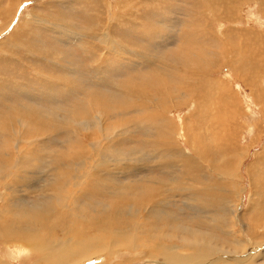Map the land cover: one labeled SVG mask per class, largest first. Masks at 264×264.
Instances as JSON below:
<instances>
[{"label": "bare ground", "instance_id": "6f19581e", "mask_svg": "<svg viewBox=\"0 0 264 264\" xmlns=\"http://www.w3.org/2000/svg\"><path fill=\"white\" fill-rule=\"evenodd\" d=\"M2 1L0 0V18L4 19L6 14L13 10L14 5H11V0H9V5L4 6V1ZM93 1L96 0H91V2ZM202 1L206 2L207 0ZM208 1L211 2V0ZM139 4L141 7H145L149 6L150 2L144 0ZM135 5L138 6L137 2ZM207 5L209 4L207 3ZM150 16L155 18L156 13ZM161 20L158 19L153 24L159 25ZM33 24L37 25L34 22ZM36 28L34 31L38 30V27ZM97 28L98 25L95 29ZM166 31V39L156 35L140 34L143 36V40L146 39L149 51L152 47L150 52L155 55L151 59L149 51L145 50V53L137 50L132 51L139 56L137 58L143 57L142 62H132V68L138 70L137 78L126 85H120L117 88L118 95L116 97L93 96L88 103L90 104L89 109L86 107V102L84 103V100L80 99L68 107L71 113L62 114V117L56 113L53 114L54 112L37 111L38 109L15 111L14 115L7 117L8 120L0 130L11 135L14 142L11 140V142L0 143V250L2 247L4 252L9 249L12 252L13 248L14 255L11 254L12 256H15L19 249L22 252L26 251L21 259V264L29 260L36 262L38 260L36 254L47 250H49L47 264H79L87 259H99L100 264H130L135 261H143L145 264L148 262L149 264H256L257 260L263 256L261 252L264 254V248H262L264 239L255 242L258 235H253V233L256 229L264 226V166H260L259 160L264 157V150L255 154L254 161L246 168L249 186L253 190L254 196L253 207H250L249 212L251 215L249 217L250 226L245 230L246 233L251 234L253 239H246L250 247H244L240 241L223 240V237L222 239L221 236L217 237L216 232L214 234L210 228L211 225L222 226V222L232 215L229 207L223 209L226 206L222 203L223 200L227 201L229 206L234 202V199L239 198L235 173L240 162V154L237 153L240 146L236 143L239 140L237 138L241 119L246 115V111L251 110H246L243 107L244 104L242 105L240 98L238 99L230 90L226 81L210 80V78L223 68H228L230 74L241 75L243 83L251 85L257 80L256 76L258 77L263 68L257 66V62L253 63V61L244 64L248 68L239 63L230 64L224 45L223 54H218L219 56L198 52L196 54V51L191 47H186L189 54L181 56L182 52H171L170 48L174 46L175 41L169 42L168 39L172 38V31L170 29ZM67 32L64 33L68 34L69 32ZM98 32L101 33V31ZM159 32L149 29L150 34ZM31 34V30L27 29L26 25L17 30L16 39L30 40ZM140 35L136 34L137 37ZM66 36L68 37V35ZM55 38L58 37L55 36ZM161 40L165 42V45ZM69 44L66 45L69 46ZM27 52L30 53L31 58L45 56V53L35 45H31V49ZM193 53L194 55H192ZM165 55L169 56L167 60L164 58ZM61 57L65 58L66 55L62 54ZM0 60L5 61L4 58ZM43 60L48 63L45 58ZM37 64L36 59L34 65L30 64L33 65L34 73L37 72ZM114 68L113 66V70ZM251 70H256L257 73L255 71L253 73ZM75 71L66 69L69 76H73ZM0 73L2 74V72ZM117 74L116 76H118ZM119 77L122 76L119 74ZM200 77L209 80L200 81ZM46 80L57 92L63 89L64 95L73 94L68 89L64 91L63 86L58 85L49 77H46ZM204 82H207V86L212 92L211 99L209 98L208 101L202 96L204 86L201 85ZM65 86L71 88V81L69 80ZM261 95L262 91L252 94L254 102L258 106L260 105V111H263L264 99H261ZM125 98H129L131 101L125 100ZM136 99L138 103L134 101ZM185 107L192 111L185 117L192 119L191 125L186 124L184 117L180 119L181 116L168 118L167 115ZM137 129L144 131L142 146L132 147L130 150L142 151L141 155L127 152V148L122 145L117 146L123 141L128 144L134 143L133 138L136 137ZM63 132H66V135L69 133L74 136L63 143H58L59 134ZM178 141L186 146L187 151L182 150L181 146L177 148ZM145 153L156 156L161 154L160 157H157L158 163L163 166H174L175 176L172 182L180 183V185L184 180L183 175L187 171L193 170L192 176L186 180L199 187L194 188L193 192L185 193L178 189L180 187L177 186V188L175 183L168 184L152 177L133 180L127 184H122L121 180L115 178L119 173L126 174L129 169L145 165L146 161H142V156ZM113 158L122 161L128 160L129 163L113 165L109 161ZM241 164L243 163L239 165ZM40 166L49 167L45 186L38 190L39 196L34 202H23L25 199L18 194L19 186L23 181L25 182V179L34 178L30 177L33 176L30 171L36 170ZM256 167L258 172L255 171ZM197 172L199 173L198 177H202V181H200L201 178H196ZM27 173L31 175L29 176ZM34 189L30 188L29 193L34 192ZM166 191L169 194L183 195L185 198L194 197L196 201L202 202V207L199 209L206 210L204 220L192 222L194 225H199L200 228L185 224L181 218L176 217L177 215L165 210L166 207L164 208L163 205L169 198ZM200 203L198 204L200 205ZM236 221L234 225L241 228V219H236ZM57 231H60V235L70 236L71 240L61 244L55 243ZM240 233L242 234L243 231L241 230ZM229 234L225 233L224 235ZM44 237L49 242H46ZM163 238L166 240L165 242L162 241ZM176 240L182 243H175ZM10 241L23 245L24 249L18 246H6ZM181 252L186 254L182 255ZM19 257L21 256L19 255ZM226 258L234 260L231 263H225ZM116 259L119 262H114ZM0 264L7 263L0 259Z\"/></svg>", "mask_w": 264, "mask_h": 264}, {"label": "rangeland", "instance_id": "374dc122", "mask_svg": "<svg viewBox=\"0 0 264 264\" xmlns=\"http://www.w3.org/2000/svg\"><path fill=\"white\" fill-rule=\"evenodd\" d=\"M3 1L2 2L4 6L6 4H7L6 6L9 5V0H3ZM96 1L91 2V0H11V5H14L13 10L10 13H7L4 19L0 18L2 20V21L0 20V31H1L0 41L2 40L0 42V49L2 48L0 50V59L4 58V60L7 61L5 62L3 60H0V66H1L0 72H2V74L0 73V82H1L0 83V92H1L0 94V128L4 127L5 121H7L11 115H14L13 113L15 111L22 112L28 109H33V110L38 109L37 111H41V112L47 111V113L48 111L50 113L54 112L53 114L56 113V115H61L62 117V114L71 113L68 107L73 105L74 103H77L78 100L80 99L84 100L83 101L84 103L86 102L85 103L87 105L86 107H88L89 109L90 104L88 103L91 101V98L93 96L97 97L100 95H105V96H110V97H116L118 95L117 88L120 85H126L127 83L132 82L134 81L135 78H137L136 72L138 70H134L132 68L133 66L132 62L133 61L142 62L143 57L137 58L138 55L136 53H133L132 51L137 50V51H142L143 53H145V50L149 51V48L147 46L148 43L146 39L143 40V36L140 34H144L147 36L156 35V36L162 37L163 39H166L167 37L166 30L170 29V31H172V38L170 37L168 40L169 42L175 41V44H176V46L174 44V46L171 47L170 50L171 52H175V53L182 52L180 54L181 56H186L185 54H189L187 52L186 47H189V48L191 47L192 49H194L196 51V54L198 52V53H205V54H210V55L214 54L215 56H219L223 54L222 48L224 45V47L226 48L225 51L227 52V60L230 64L235 65V63L236 64L239 63L240 65L243 66L247 62L253 61V63L257 62V66L262 67L263 71L261 70L258 77L255 75L257 80L254 81V83L251 85H245L243 83V77L241 75L230 74L228 71V68H223L222 70L218 71L210 78V80L220 79V80L226 81L229 85L230 90L236 95L238 99L240 98L242 105L244 104L243 107L246 110L251 109L250 111H246L247 113L243 117V119H241V122L239 119H237V121L240 122L241 124V126L239 125L240 129L238 131V138H237V140L238 139L239 140L236 143L238 146H240L237 153L240 154L239 164L243 163L241 165L238 164L237 171L235 173L236 178H237L238 188H239L238 189L239 198H237L236 200L234 199L233 200L234 202L229 204V206L227 205V201L223 200L224 202L222 203L226 205L223 209L229 207L232 212V215L228 217L226 221L222 222V226L217 227L215 225H211L210 228L214 231V234L216 232L215 235L217 237L221 236V239L223 237V240L240 241L244 247H250L246 239H249V240H253V239L250 236L251 234L249 232L246 233L245 230L247 229V227L250 226L249 217L251 215L249 212H250V207H253L252 204H253L254 196L252 192L253 190L250 189V186H249V177L247 175L246 168L248 165L252 164V162L254 161L253 156L257 153H260L262 150H264V105L262 107L263 111H260V108H259L260 105L258 106V104L254 102V99L252 96L253 93L262 91L261 99H264V0H211V2L207 0L206 2L209 5H207V3L202 0H148L150 4L149 6H145V7H141L139 4V3H142L144 0H142L141 2L137 0L136 2L138 6L135 5L136 2L134 0H102V1L96 0ZM132 3L134 5H131ZM152 8L153 10H151ZM146 11H147V14H146ZM174 11L177 13L175 14ZM82 13H84L85 15ZM154 13H156V17L152 18L150 15H153ZM158 19H162L161 23L159 25L153 24ZM32 21L36 23L37 25H34ZM26 25H27V29H30L32 33L30 40L16 39L17 30ZM97 25H98V28H100V30L98 31H101V33L97 31L98 28L95 29ZM12 26L13 28H11ZM36 27H38V30L34 31V29H37ZM46 28L48 29V31ZM66 28L69 30H67ZM75 29L78 31H76ZM149 29H152L154 31L158 30L161 33L159 32L158 34H152V33L150 34ZM61 30H63L64 32L68 31L69 33L67 32L68 34H66L62 32ZM53 31H56V32H53ZM8 32L10 33L8 34ZM97 34L98 35L101 34V35L98 36ZM136 34L137 36L138 35L140 36L137 37ZM66 35H68V37ZM55 36L58 38H55ZM69 36L71 37V39ZM83 38L84 39L86 38V39L84 40ZM121 38L123 41L121 40ZM63 40L65 41L68 40V41L63 42ZM91 41H94V42L91 43ZM161 41H162V44L165 45V42H163V40ZM177 42H180V43H177ZM66 44L67 45L69 44V46H67ZM238 44L239 46H237ZM31 45L32 46L35 45L36 47L41 49V51L45 53V56L44 57L39 56L38 58L37 57L31 58L30 53L27 52L31 49ZM110 45L112 48L109 47ZM220 45H221V48H220ZM200 47L202 48L201 50H200ZM50 48L51 49L53 48V49L51 50ZM17 49L19 50L18 52H17ZM151 49L152 47H150V51H152ZM86 51H88L87 54H86ZM150 51H149V54L150 56H152L150 57L152 59L155 54ZM61 53L63 54V56L66 55V57L62 58ZM192 55H194V53ZM18 56L20 59L18 58ZM44 58L48 61V63H46V61L43 60ZM164 58H166L167 60L169 56L165 55ZM35 59L38 63L37 68H36L37 69L36 73H34V70H33ZM30 64H33V65H30ZM96 65H100V66H96ZM113 66L115 67L114 70H113ZM98 67H100L101 69ZM66 69H71L73 71L76 70L77 72L75 71V74L73 76H69L66 72ZM45 70L48 72H46ZM254 71L256 72V70ZM116 74L118 76H116ZM119 74L123 78L119 77ZM46 77H49L58 85L63 86L65 88L64 91L68 89L73 94L66 96L62 92L63 89H60L57 92L55 88H51V85L47 82ZM97 78L99 82L98 80H96ZM69 80L71 81V88H67L65 86ZM208 80H209L208 78L206 79L204 77H200V81H208ZM245 81L246 83H248L246 78H245ZM9 85L12 87H10ZM201 86H204L202 96H204L206 98V101H208L209 98L211 99L212 92L209 90V86H207V82H204ZM206 92L208 93L206 94ZM21 93L23 94L21 95ZM125 100L131 101L129 98H125ZM134 101L138 103L137 99ZM52 102H55V103H52ZM47 108L48 110H46ZM78 108L81 109L82 107H78ZM191 112L192 111H190V109L188 110L187 107H185V108L178 109L172 112V114H169L167 116L168 118H174V117L178 118L179 116H181L180 119L184 117V121L186 122V124L188 123V125H191L192 122L190 121H192V119L185 118ZM136 132H137L136 137L133 138L134 143L132 144L129 143L130 144L129 145L127 142L123 141L117 146L122 145V147L127 148V152H135L137 155H141L142 151H137L136 149H134L133 151L130 150L132 149V147L139 148L142 146V138L144 136V131L142 129H137ZM67 134L68 135H66V132L60 133L58 143H63L69 140L70 137L74 136L73 134L71 135L69 133ZM11 140L12 142H14V139L12 138L11 135L0 130V143L6 142V141L11 142ZM180 143L181 142L178 141L177 148L181 146L182 150L187 151L186 146ZM160 156L161 154H158L156 156L155 154L149 155L145 153V155L142 156L143 157L142 161L143 160L146 161L145 165H141L142 167L139 166L137 168L129 169L128 171H126V174L119 173L115 176V178H117L118 180H121L122 184H127L129 182H132L133 180L136 181L144 177H152L155 179H160L162 182H165L168 184L175 183L176 187L177 186L180 187V188L178 187L177 188L180 189L182 192L184 191L185 193H188L189 191L193 192L194 188L199 187L198 185L190 182L189 180H186L192 176V174L194 173L193 170H189L183 175L184 180L181 182V185L180 183L172 182L174 180L173 177L175 176V167L174 166L170 167L167 165L163 166L159 164L158 163L159 161H157V157H160ZM144 157L145 158L147 157V159H145ZM259 160H260V166H264V157L259 158ZM109 161L113 165L129 163L128 160L122 161L121 159H118V158H113V159H110ZM149 161L151 162L149 163ZM48 168L49 167H46V166L45 167L40 166L38 169L30 171L32 172L31 174L33 176H30L31 174L27 173L30 177H34V178L37 177L36 178L37 181L33 180L34 178H28V179H25V182L24 181L22 183L20 182L21 186H19L20 184L18 185L20 187L19 188L20 192L18 194L19 196H22L25 199L23 200V202H34L37 196H39L38 190L40 188L42 189L43 186H45V183H46L45 181L48 179V173H47ZM148 169L152 171H149ZM134 171H137L138 173H135ZM255 171L258 172L257 167L255 168ZM123 175H124V178H122ZM198 176H199V173L197 172L196 178ZM118 177H121V178H118ZM198 178L199 179L201 178L200 181H202V177H198ZM224 180H227V179H224ZM18 186H17V190H18ZM30 188L31 189L35 188L37 190L34 189L33 190L34 192L29 193ZM166 193L169 194L168 191H166ZM168 197L169 198H167L166 202L163 205L164 208L166 207L165 208L166 211L177 215L176 217L181 218L183 222H185V224L199 227V225H196V224L194 225V223L192 222H200L201 220L202 221L204 220L203 218L206 215L205 213L206 210L199 209V207H202L201 205L202 202L200 203L196 201L194 197H191V199L190 197L185 198L183 195H180V194L178 195L169 194ZM178 198L179 200L180 199L181 200L179 201ZM20 199L22 200L21 197ZM174 201L175 202L177 201V202L175 203ZM167 202L169 204L171 202V204L167 205L168 204ZM195 202L197 203L195 204ZM198 203H200V205ZM239 218L241 219V223H242L241 228L237 225H234L235 222H237L236 219H239ZM241 230L243 231L242 234L240 233ZM225 233H228V234L230 233V234L224 235ZM255 234L258 235V238H255L256 240L255 242H259L257 240L261 241V239H264V226L256 229L253 235ZM44 238L46 242H49V240L46 237ZM69 240H71L70 236L60 235V231H57V235H55L54 242L57 244H61ZM162 241L165 242L166 240L163 238ZM174 242L182 243L181 241H178V240ZM6 246H9V247L18 246L24 249L23 245L18 244V243H13L11 241ZM262 248H264V245L262 246ZM10 250L11 249H9V251L5 250L4 252L3 248L1 247V250H0L1 261L7 264H21V259L24 257V254L26 253V251L22 252L19 249L16 252V254L17 253L19 254L17 255L15 254V256H12L14 255L13 248H12V252ZM255 250H258V249H255ZM181 254L185 255L186 253L181 252ZM261 254L263 256L259 260H257L256 264H264V254L262 252ZM19 255L21 257H19ZM48 255H49V250L45 252H40L36 254V257L38 259L36 262H32V260H29L28 262H23L22 264H47ZM9 257H11L12 259ZM233 260H234L233 258L231 259L226 258L225 263H231ZM97 261H99V259H96V260L87 259V260L82 261V263L80 262L79 264H97ZM114 262H119V261L116 259L114 260ZM100 263L101 261H99V264ZM140 263L145 264V262L143 261H135L130 264H140Z\"/></svg>", "mask_w": 264, "mask_h": 264}]
</instances>
